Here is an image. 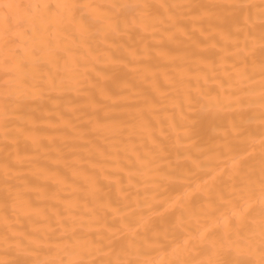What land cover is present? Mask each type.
<instances>
[{
    "label": "bare ground",
    "instance_id": "bare-ground-1",
    "mask_svg": "<svg viewBox=\"0 0 264 264\" xmlns=\"http://www.w3.org/2000/svg\"><path fill=\"white\" fill-rule=\"evenodd\" d=\"M0 264H264V0H0Z\"/></svg>",
    "mask_w": 264,
    "mask_h": 264
}]
</instances>
